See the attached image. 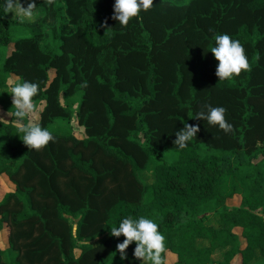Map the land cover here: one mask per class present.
Segmentation results:
<instances>
[{"label": "trees", "instance_id": "1", "mask_svg": "<svg viewBox=\"0 0 264 264\" xmlns=\"http://www.w3.org/2000/svg\"><path fill=\"white\" fill-rule=\"evenodd\" d=\"M36 1L33 21L0 11V108L11 115L0 120V177L14 185L0 201V264H141L135 242L121 260L124 237L110 235L141 215L165 236V264L167 253L173 264H264V0H153L124 27L114 0ZM218 33L248 58L230 80L215 74ZM25 80L39 85L37 124L53 136L40 149L23 143L27 116L15 123L8 93ZM79 93L83 137L54 131ZM206 105L224 107L233 130L195 119ZM184 123L199 131L181 150Z\"/></svg>", "mask_w": 264, "mask_h": 264}, {"label": "clouds", "instance_id": "2", "mask_svg": "<svg viewBox=\"0 0 264 264\" xmlns=\"http://www.w3.org/2000/svg\"><path fill=\"white\" fill-rule=\"evenodd\" d=\"M153 5V0H114L112 19L117 21L121 27L127 26L130 19L137 17L141 11L149 10ZM35 3L29 2L27 8L23 7L20 0H0V11L3 13H13L20 21L31 19L36 10ZM214 46L210 52L218 61L216 66V76L220 81L230 80L234 75H239L242 70L249 67L245 49L238 39L231 38L226 33L215 34ZM39 85L35 82L22 81L15 83L10 89L12 104L15 109L13 115L17 122L22 123L25 116L34 111L35 105L33 97L37 94ZM206 111L196 112L195 119L207 121L209 125L218 126L225 133L233 130V125L226 121L224 107L205 106ZM199 127L197 125L184 126L175 132L176 139L174 145L178 149H185L188 142L196 137ZM22 141L31 149H40L49 141L53 140L51 132L41 127L39 124H23L19 128ZM158 224L146 216L123 217L118 226L110 227V235L119 238L124 237L123 241L117 243L116 251L120 254V259H127L126 250L129 245L135 242L133 256L141 260V264H165V258L161 255L166 251L165 236L158 230ZM76 226L73 225L75 232ZM131 264V262H130Z\"/></svg>", "mask_w": 264, "mask_h": 264}, {"label": "rangeland", "instance_id": "3", "mask_svg": "<svg viewBox=\"0 0 264 264\" xmlns=\"http://www.w3.org/2000/svg\"><path fill=\"white\" fill-rule=\"evenodd\" d=\"M29 2L35 3L36 5V10L33 14V17L31 19H26L25 21H33L34 19H36L37 17L41 16L42 14V10L40 9V7L38 6V3L36 0H20V3L23 7L27 8V5ZM10 16L12 19H16V17L14 16L13 13H10ZM23 34H28V32L26 31H21L19 29H14L12 31V35L13 36H20ZM16 80V78H12L11 82H14ZM11 89V88H10ZM10 89L8 90V93L10 94ZM81 93H79L78 96H76L74 99H71L68 101V105L73 109V117L69 122H65V121H56L51 127L54 131H59V132H71L73 134H75L77 137L82 138L84 135V130L82 127L79 126L78 124V118H77V111L79 108V104H80V99H81ZM80 97V98H79ZM40 111V105L37 106L36 109H34V111L28 113L26 116V122L27 124L29 122L33 123V124H37L38 123V114ZM0 120L4 121V122H9L11 120V115L8 113H5L1 108H0ZM17 124H19L20 122H15ZM142 180L147 183V184H151L154 180L153 174L151 172H145L144 175H142ZM14 189V185L9 182V180L7 179V177L2 176L0 177V201L4 198V196L10 192L11 190ZM229 204L231 206H235L239 204V198H235L233 200H231L229 202ZM210 224H214L216 225V222H210ZM237 232H239L240 230H236ZM106 239V237H103L102 239H99L97 241L94 242L95 245L102 243L104 240ZM0 245L2 249H6L8 246V242H7V229H4L3 231L0 232ZM13 257V255L10 253L5 257L7 258H11ZM221 258V254H217L215 255V261H217V259ZM174 260H176V256L171 254V253H167L166 256V263L167 264H173ZM234 264H240V259L239 257L236 258L233 261Z\"/></svg>", "mask_w": 264, "mask_h": 264}, {"label": "crops", "instance_id": "4", "mask_svg": "<svg viewBox=\"0 0 264 264\" xmlns=\"http://www.w3.org/2000/svg\"><path fill=\"white\" fill-rule=\"evenodd\" d=\"M238 257H239V259H240V256H238ZM238 257H237V258H238ZM214 258H215V256H214ZM240 260H241V259H240ZM175 261H176V260H174V263H175Z\"/></svg>", "mask_w": 264, "mask_h": 264}]
</instances>
